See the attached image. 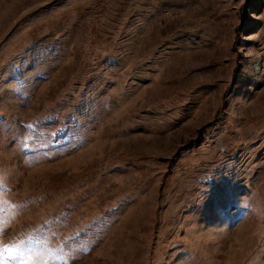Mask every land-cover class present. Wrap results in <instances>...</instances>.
<instances>
[{
  "label": "rangeland",
  "instance_id": "obj_1",
  "mask_svg": "<svg viewBox=\"0 0 264 264\" xmlns=\"http://www.w3.org/2000/svg\"><path fill=\"white\" fill-rule=\"evenodd\" d=\"M0 264H264V0H0Z\"/></svg>",
  "mask_w": 264,
  "mask_h": 264
},
{
  "label": "snow or ice",
  "instance_id": "obj_2",
  "mask_svg": "<svg viewBox=\"0 0 264 264\" xmlns=\"http://www.w3.org/2000/svg\"><path fill=\"white\" fill-rule=\"evenodd\" d=\"M31 127V126H30ZM25 147H26V145H25Z\"/></svg>",
  "mask_w": 264,
  "mask_h": 264
}]
</instances>
